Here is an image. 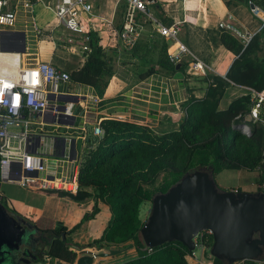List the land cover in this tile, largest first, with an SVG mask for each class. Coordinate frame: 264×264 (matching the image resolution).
<instances>
[{
  "label": "trees",
  "instance_id": "obj_1",
  "mask_svg": "<svg viewBox=\"0 0 264 264\" xmlns=\"http://www.w3.org/2000/svg\"><path fill=\"white\" fill-rule=\"evenodd\" d=\"M250 2L258 3L250 0L249 5ZM221 42L237 57L227 73V80L235 86L264 91V29L247 47L224 31ZM91 48L85 64L70 72L71 80L74 85L92 87L103 98L115 74V59L106 53L96 33L92 35ZM167 48L166 45L161 49L156 64L173 76L184 73L188 65L182 62L177 68L169 60ZM138 52L136 45L132 53L137 56ZM144 57L149 58L150 54ZM156 72V66L151 67L143 77ZM204 80L209 81L205 96L201 99L194 95L190 97L184 105L183 118L174 128L156 131L147 125L107 118L101 123L103 136L95 137L92 133L88 136L80 163L79 193H46L70 199L84 207L93 203L92 211L71 230L62 223L54 230L38 229L46 236L43 240L47 256L74 264L77 253L70 250L67 236L84 222L93 220L102 202L111 208L113 216L103 237L92 246L102 250L132 243L138 256L121 264H189L187 257L193 252L181 243H167L152 250L147 248L141 235L145 224L141 219L142 206L152 203L155 195L168 192L192 171L206 169L213 172L214 177L226 169L253 172L264 161V113L260 121L251 126L250 137L242 132V126L249 124L252 95L238 97L221 109L219 99L228 83L211 75ZM259 184L264 186V173ZM63 236H66L65 240ZM202 242L210 249L213 237L206 234ZM213 264L223 263L214 259Z\"/></svg>",
  "mask_w": 264,
  "mask_h": 264
},
{
  "label": "crops",
  "instance_id": "obj_2",
  "mask_svg": "<svg viewBox=\"0 0 264 264\" xmlns=\"http://www.w3.org/2000/svg\"><path fill=\"white\" fill-rule=\"evenodd\" d=\"M249 1L155 0L154 5L150 6L152 16L159 23L168 27L180 23V42L190 51V55L185 56L182 61L188 65L185 72L173 76L170 71L156 64L161 49L167 45L168 53L170 47V43L158 32L157 25L147 17H139L142 29L136 45L139 48L138 53L140 56H135L132 53L134 48H128L118 36V32L124 24L126 3L118 0H92L96 16L98 19L104 20L100 23L99 31L96 34L99 35L101 45L106 53L114 56L116 65V72L109 83L103 102L98 108L94 109L95 113L92 115V119L95 117L117 118L131 123L147 125L156 131L168 130L178 126L184 116L185 103L192 95L199 99L203 98L208 89L209 81H205L204 77L199 78V76L195 77L188 74L189 66L194 61L193 57L205 63L209 68L208 75L216 76L228 83L225 86L222 98L219 99L221 109L229 106L234 99L247 95V89L249 88L235 86L227 80V73L237 57L222 44V31L219 25L228 21L229 17H233L234 22L240 29L252 34L257 33L260 28L256 21H262L252 14ZM256 1L258 3L255 5L264 12V0ZM36 2L37 9L41 8L49 15L51 14L52 19L48 22L44 21L46 30L43 33V38L37 43H31V50L37 53L41 60L51 62L54 65L58 60L62 61L61 63L66 65L64 67L59 65L58 67L69 73L74 71L69 69L71 56H77L79 57V64L75 70L80 69L85 64L81 54L69 52L71 55L68 56V60L61 56L55 60V53L60 51L61 46L56 48L50 37L57 38L65 34V29L62 26L57 27L58 21H56L52 12L57 0H36ZM37 18L43 29L44 25H41V21L44 19H40L38 16ZM148 54L153 59L144 57ZM154 66H156V74L144 78L143 75L147 70ZM192 79H197L201 83H194ZM189 80H191V83ZM74 87L77 91L96 93L92 87L76 84ZM163 125L164 128H161ZM82 126L83 123L81 122ZM91 130L92 126L89 127L90 134ZM54 148L56 156L63 157L64 147L60 140ZM85 149L86 145L81 143L79 147L77 141L76 153L71 152L70 154V149L67 147L66 154L74 158L77 154L80 161ZM232 172L238 173L239 179H236L237 174L232 175ZM251 173H255L256 177H252ZM260 176L258 170L250 172L243 169H226L217 174L215 179L218 186L223 190L251 193L250 191H244V189L252 188L255 185L254 187H257L258 191L262 190L259 184ZM234 180L237 181V184H234ZM6 185L10 184L0 185V188ZM22 195V200L18 203L10 200V205L14 213L33 223L39 230H54L61 223L68 230H71L80 223L86 213L92 211L93 207V203L84 207L70 199L59 195H49L46 192L25 190ZM0 202H4L5 206L8 204L2 198H0ZM98 206L99 212L93 220L84 222L76 232L67 236L71 245L70 250L77 253V258L80 257L75 249L77 246L82 251L106 253L104 252L106 248L99 250L96 246L91 245L103 237L113 216L111 208L107 204L100 202ZM37 236L40 238L39 234ZM128 246L131 248L128 253L130 256L127 257L126 252L120 250V247L118 249L109 248L106 250H118L120 252L113 257L98 259L94 264H121L136 258L138 256L136 248L132 244ZM45 252H47V247ZM201 253V257H198V255L187 257L189 264H211L210 249L207 248ZM38 263L70 264L63 260L51 259L49 256L47 259V255L46 257L40 255ZM74 264H76V260Z\"/></svg>",
  "mask_w": 264,
  "mask_h": 264
},
{
  "label": "built area",
  "instance_id": "obj_3",
  "mask_svg": "<svg viewBox=\"0 0 264 264\" xmlns=\"http://www.w3.org/2000/svg\"><path fill=\"white\" fill-rule=\"evenodd\" d=\"M118 1H124L127 5L124 24L118 36L128 48L135 47L142 29L139 17L144 16L157 25L158 32L170 43L168 58L172 63L181 64L184 57L190 55L188 48L180 42L181 24L165 26L150 13V6L154 5L155 0ZM36 6V0H0V55L6 58L2 59V62L6 60L3 66L0 62V185H16L32 192L58 191L77 195L80 191L81 160H78L77 154L75 158L68 156L66 149H70V154L76 153L77 141L87 147L90 126L93 136L104 135L101 123L106 118L92 119L94 109L103 102V98L94 92H70L75 86L70 73L51 62L41 60L31 50V43L40 41L44 33L35 15ZM250 6L252 13L263 23L257 33L240 29L233 17L219 25L220 30L230 33L245 47L264 29V12L253 2H250ZM22 12L31 21L25 20L24 30H18ZM52 12L58 21L57 27L62 26L65 29V34L57 38L50 37L56 48L61 46L70 53L81 54L83 62H86L92 52V35L98 33L100 23L104 22L96 16L92 0H57ZM17 32H25L27 35L24 54L15 51L22 45L21 38L16 36ZM193 59L188 74L207 77L209 68L201 60L195 57ZM64 87L66 90H61ZM247 92L252 95L253 102L248 122L254 124L260 121L261 114L264 113V91L247 89ZM70 95L77 96L78 102L61 101L63 96ZM78 120L82 121L83 126L79 128L77 137L71 133L62 137H51L47 133V127L52 125L76 130L74 127ZM242 132L250 137L251 126L244 124ZM59 140L63 147L66 143L63 157L56 156L54 148ZM258 171L260 174L264 173V161ZM261 187L264 190V186ZM206 234L212 236L210 232H204L195 240L196 250L192 257H196L197 249H207L202 242ZM210 263H214L212 256ZM255 264H264V261Z\"/></svg>",
  "mask_w": 264,
  "mask_h": 264
},
{
  "label": "water",
  "instance_id": "obj_4",
  "mask_svg": "<svg viewBox=\"0 0 264 264\" xmlns=\"http://www.w3.org/2000/svg\"><path fill=\"white\" fill-rule=\"evenodd\" d=\"M16 36L21 38L22 45L15 51L24 54L27 35L17 32ZM61 99L78 102L74 95ZM59 124L63 125L62 121ZM151 205L150 216L141 229L148 249L178 242L193 252L195 240L202 233L210 232L213 237L210 254L221 263L264 261V191L223 190L213 172L202 169L187 173L168 192L155 195ZM37 234L40 236V231L33 223L9 213L0 202V264H42L38 259L40 255L46 257V252L35 239ZM75 249L80 253L76 264H94L98 259L120 252L94 253L82 251L78 246Z\"/></svg>",
  "mask_w": 264,
  "mask_h": 264
},
{
  "label": "rangeland",
  "instance_id": "obj_5",
  "mask_svg": "<svg viewBox=\"0 0 264 264\" xmlns=\"http://www.w3.org/2000/svg\"><path fill=\"white\" fill-rule=\"evenodd\" d=\"M36 9H37V7H36ZM253 14V13H252ZM35 15L36 16H38L40 19L41 18H43L44 20H42L41 21V25H44L43 26V31H45L46 30V28H45V23H44V21H46V22H48V21H50L51 19H52V15L50 14H48L47 12H45L44 10H42L41 8H38L36 11H35ZM254 15V14H253ZM255 16V15H254ZM27 19L29 20V21H31V18L29 17V16H27ZM26 18H25V16H24V13L22 12L21 13V15H20V17H19V23H18V25H17V29L18 30H24V21L25 20H27ZM256 24L259 26V28H261L262 27V25H263V23L262 22H258V21H256ZM28 26H30V23H29V25ZM60 51H62V52H60ZM60 51H57L56 53H55V60H57L58 58H59V56H61V57H63L64 59H69V57H70V55L71 54H69V51L68 50H66L65 48H63V47H60ZM65 53V54H64ZM69 56V57H68ZM72 58H71V62H70V70H75L77 67H78V64H79V57H77V56H71ZM62 62V61H61ZM59 60L57 61V63H56V65L57 66H61L62 67V65L64 64V63H61ZM66 65V64H65ZM65 65H63V67L65 66ZM116 66V65H115ZM116 68V67H115ZM116 72V71H115ZM195 77H197V76H195ZM200 78V77H199ZM193 80V82L194 83H197L198 81H197V79H192ZM191 80H189V82H190ZM191 83V82H190ZM198 83H201V81H199ZM133 86V85H132ZM61 90H66L65 88H61ZM70 92H73V93H75V92H77V89H75V87L73 86V88L72 89H70ZM76 112H77V108H76ZM81 120H78L77 121V123H76V125H75V127L74 128H77L76 130L75 129H72V130H67L65 127H58L57 125H52V126H48L47 127V133H49V134H51V135H49V136H51V137H58V135H61V137L62 136H64L65 134H72V135H74L75 137H77L78 136V134H79V128L81 127ZM161 128H164V125L161 127ZM75 130V131H74ZM78 146L80 147L81 146V142L80 141H78ZM224 173H229V172H224ZM235 174H237L236 175V179H239V177H238V173H236V172H232V175H235ZM250 175H252V177H256V174L255 173H251ZM234 184H237V181L236 180H234ZM255 185H253L252 186V188H255V189H252V188H248V189H244V191L246 190V191H250L251 193H257V192H259L258 191V188L257 187H254ZM24 191H25V189H21V188H19V187H17V186H15V185H6V186H1V188H0V198H2V199H4L5 200V202H8V204L6 205V208H7V210H8V212L9 213H13L14 212V210H13V208L11 207V205H10V200H14V202H19L20 200H22V197L21 196H23L22 194L24 193ZM261 191H264V190H261ZM151 203H148V204H146V205H143L142 206V208H141V219L146 223V221L148 220V218H149V216H150V213H151ZM129 244H132V243H128V244H126V245H123V246H121L119 249L120 250H122V251H124V252H126V254H127V257L128 256H130V255H128V253H129V251H130V247L128 246ZM118 249V248H117ZM104 252H109V250H106L105 249V251ZM78 254H80L79 252H78ZM196 254L198 255V257H201V255H202V253H201V251L199 250V249H197V251H196ZM126 258V257H125ZM128 260V259H127Z\"/></svg>",
  "mask_w": 264,
  "mask_h": 264
},
{
  "label": "flooded vegetation",
  "instance_id": "obj_6",
  "mask_svg": "<svg viewBox=\"0 0 264 264\" xmlns=\"http://www.w3.org/2000/svg\"><path fill=\"white\" fill-rule=\"evenodd\" d=\"M44 238L46 237L42 234H40V238L37 235H35V239L39 240L38 242H39L40 247L46 249L47 246H46V242L43 240Z\"/></svg>",
  "mask_w": 264,
  "mask_h": 264
},
{
  "label": "bare ground",
  "instance_id": "obj_7",
  "mask_svg": "<svg viewBox=\"0 0 264 264\" xmlns=\"http://www.w3.org/2000/svg\"><path fill=\"white\" fill-rule=\"evenodd\" d=\"M2 59H6V58H4V57H2V55H0V62L2 63L1 66H3L4 63H6V60H3V62H2Z\"/></svg>",
  "mask_w": 264,
  "mask_h": 264
}]
</instances>
